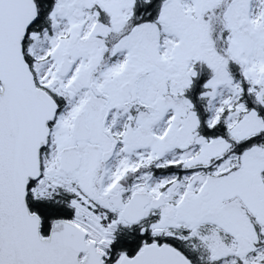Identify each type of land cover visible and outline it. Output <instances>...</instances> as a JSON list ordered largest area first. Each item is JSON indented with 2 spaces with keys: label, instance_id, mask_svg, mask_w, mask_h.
<instances>
[{
  "label": "snow or ice",
  "instance_id": "obj_1",
  "mask_svg": "<svg viewBox=\"0 0 264 264\" xmlns=\"http://www.w3.org/2000/svg\"><path fill=\"white\" fill-rule=\"evenodd\" d=\"M0 264H264V0H0Z\"/></svg>",
  "mask_w": 264,
  "mask_h": 264
}]
</instances>
